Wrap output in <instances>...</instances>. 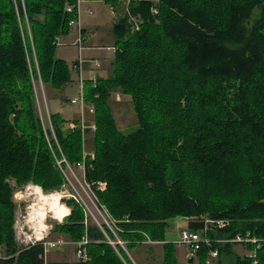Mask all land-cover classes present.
<instances>
[{"label": "trees", "instance_id": "obj_1", "mask_svg": "<svg viewBox=\"0 0 264 264\" xmlns=\"http://www.w3.org/2000/svg\"><path fill=\"white\" fill-rule=\"evenodd\" d=\"M153 4L130 1L132 15L143 19L140 28L133 30L126 16L117 21L111 73L83 79L97 125L86 176L107 183L98 196L129 249L148 237L164 241L161 264H179L166 232L170 219L186 216L189 229L209 227L213 243L201 244L194 256L199 264L212 249L219 264H264V246L248 242L256 255L241 256L229 241H218L264 237V0H158L157 15ZM76 5L0 0V244L6 248L0 264H53L42 241L18 247L10 179L46 190L63 181L36 111L33 80L41 76L58 89L71 81L68 63L55 54L57 37L73 29ZM114 88L132 96L139 127L129 133L112 115ZM52 117L67 159L83 160L82 130L65 131L59 113ZM203 214L228 223L210 226L196 218ZM56 228L73 240L88 239L89 259L71 264H130L97 226L85 225L78 204Z\"/></svg>", "mask_w": 264, "mask_h": 264}, {"label": "rangeland", "instance_id": "obj_2", "mask_svg": "<svg viewBox=\"0 0 264 264\" xmlns=\"http://www.w3.org/2000/svg\"><path fill=\"white\" fill-rule=\"evenodd\" d=\"M83 1L84 0H77L76 5L77 8L80 9V17L81 12L84 10V15L92 18V23L97 19L94 24L98 27L97 30H99L88 28L90 32L93 30L94 33L97 34V37L93 38L90 42V44L97 46V49L90 50L86 52V54L83 49L81 53L76 43L77 38L74 40L75 47H66L67 43L65 41L63 43L62 39L63 35L58 36L55 56L66 60L68 63L71 70V81L58 89L53 87L50 83H45L41 76L33 80L36 111L40 116L44 135L50 144L54 163L61 173L63 181L61 185L46 190L33 181L17 185L15 179H10L11 184L14 186L13 201L16 204L14 223L15 239L20 248L35 242H41L42 240H63L65 243L61 247L53 248L46 254V261L52 262L53 264H71L79 260L85 261L89 259L87 247L85 254L82 256L77 254L79 243L86 240L88 242L85 236L79 240H73L69 234L57 230V224L61 222L53 218L56 214L50 207L51 201H54L52 195L56 193L58 197L60 196L58 198L60 209L64 211V206H67L71 209L72 213L75 204H78L83 210L85 225L97 226L103 232L105 241L116 250L124 262H126V257L130 264H161L164 257V241H153L148 237L144 243H141L133 249H129L126 242H124L119 235V223L112 217L108 208L103 205L99 199L97 189L106 188L107 183L105 181L93 182L88 180L85 172L75 165L77 162L72 163L67 159L55 135L52 117L54 113H59L63 118L64 122L62 123V127L65 131L80 129L78 120L80 106L71 102V99L79 92V84L76 80L83 78V76L87 77L86 79H88V77L96 78L97 76L106 77L111 73L115 57L116 35L114 33V24L122 17L126 16L128 23H133L131 25L132 29L138 30L143 21L140 17H134L130 12L131 0H122L115 6L106 4L102 0H87L89 3L86 2L84 4ZM151 1L154 3L151 6V12L157 15L158 13L153 12V9L156 8L158 10V0ZM90 10L93 11L94 15L89 12ZM100 12H102L103 15ZM98 14L102 16L99 20ZM27 30L31 37L30 25L28 22ZM99 36L103 38L98 42ZM83 46L85 47V43ZM35 54L36 52L33 49L31 61L40 74L39 63ZM62 55L64 57H62ZM29 57L31 58V56ZM81 57H84L82 68L86 70L92 69L94 70L93 72H81L74 68L75 64H78L77 60ZM93 58L99 60L95 61ZM86 63H88V65H86ZM32 68L31 65V70ZM109 104L116 125L121 132L129 133L139 127V120L134 110L131 95L124 93L121 88H114L111 91ZM86 121L89 124L92 122L96 124L95 113H86ZM95 133L96 128L94 130H86L85 149L88 156H86L87 159L89 157H95ZM55 145L57 148L56 150L53 147ZM47 199L50 201L48 202ZM68 216L64 217L63 222L67 220ZM196 218H199V220L203 219L205 224L213 227L217 224L216 221L219 220V218L210 217L209 214H203ZM169 222L170 225L166 232L165 241L175 244V253L178 263L199 264L197 258H194V262H190L192 256H190L188 247L184 245L178 246L175 243L181 231L188 227L189 218L186 216H177L170 219ZM33 230H35L36 234H43L44 238L42 240H37L36 235L33 234ZM29 237L31 238L29 239ZM229 242L233 245V250L239 255L248 256L250 250L247 249L246 242L238 240ZM5 252V246L0 244V256H5ZM218 256L219 255L214 256V258H210L209 256L206 264H219Z\"/></svg>", "mask_w": 264, "mask_h": 264}, {"label": "built area", "instance_id": "obj_3", "mask_svg": "<svg viewBox=\"0 0 264 264\" xmlns=\"http://www.w3.org/2000/svg\"><path fill=\"white\" fill-rule=\"evenodd\" d=\"M68 10H73V6H68ZM90 13H93L92 10L89 11ZM153 12L158 13V10L156 8L153 9ZM70 25L74 28V27H78L79 31L77 33V39H76V43L79 46V49L82 53V50L84 49V41H85V36L84 33L82 32L81 28H80V9L77 8V18L76 19H72L70 21ZM82 56V55H81ZM83 62H84V57H81L80 59L77 60L78 64H75L76 69L80 70L82 72V66H83ZM71 102L73 104H78L80 106V113H79V124H80V129L83 132V136H84V157L83 160L78 161L75 165L82 169L85 172L86 175V163H85V157L87 156V152L85 149V141H86V130L87 129H95L96 128V124L94 122L92 123H88L86 121V113H95V107L93 104H90L86 101L85 99V93H84V84H83V78L80 79V86H79V92L77 95H75L72 99ZM217 224L214 227H218V228H222L224 226H226V224L228 223L227 220L224 219H219L216 221ZM209 227L206 226L204 229L201 230H192L189 229L188 227L183 229L180 233V236L175 240V243L178 246L184 245L186 247L189 248L190 250V256L194 257L195 254L197 253V251L200 249L201 244L202 243H207L208 245H211L213 242L212 240H210V238L207 236V229ZM42 240V239H40ZM241 241V242H253L256 243L258 247L264 246V237L263 238H257L255 236H251L250 233H246V234H237L234 238L231 239H219V242H227V241ZM44 247H45V256L46 254L53 248H57V247H61L65 242L63 240H42ZM86 243L87 240L84 242H80L78 249H77V254L79 256H82L83 254H85L86 251ZM54 245V246H53ZM218 255V250L217 249H212L210 251V256L214 257ZM256 255V251H250L248 256L251 257H255ZM2 256H0L1 258ZM254 264H256V261L254 262Z\"/></svg>", "mask_w": 264, "mask_h": 264}, {"label": "crops", "instance_id": "obj_4", "mask_svg": "<svg viewBox=\"0 0 264 264\" xmlns=\"http://www.w3.org/2000/svg\"><path fill=\"white\" fill-rule=\"evenodd\" d=\"M89 3L87 0H84L83 1V4L84 3ZM84 10L81 12V17H80V28L81 29H83V32H84V36H85V41H84V43H85V47H84V52H85V54H86V52H88V51H90V50H94L97 46H95V45H93V44H90V42L92 41V39L93 38H95V37H97V34H95L94 33V31L92 30L91 32H92V34H91V32L88 30V28H91V29H94V30H97V26L94 24L95 23V21H97V19H95V21H93V23H92V18H90V17H86L85 15H84ZM87 13H88V11H87ZM100 13H102V12H100ZM93 15H94V13H93ZM100 14H98V16H99ZM102 15H103V13H102ZM102 18V16H99L98 17V20L99 19H101ZM99 30V29H98ZM97 30V31H98ZM78 31H79V28L78 27H74L71 31H70V33L68 34V35H63L62 36V39H63V43H64V41L67 43V45H66V47H70V46H74L75 47V44H74V40H75V38L77 37V33H78ZM100 38L97 40L98 42L101 40V38H103V37H101V36H99ZM96 41V42H97ZM97 49V48H96ZM62 57H64L63 55H62ZM88 57V56H87ZM89 58V57H88ZM94 59V58H93ZM90 60H92V59H90ZM95 61H98L99 59H94ZM93 61V60H92ZM86 65H88V63H86ZM84 71H87V72H93L94 70H92V69H88V70H86V69H83L82 70V72H84ZM83 74V73H82ZM87 77H84L83 76V79H86ZM88 78H95V77H88ZM76 82L79 84V86H80V79H77L76 80ZM210 258H211V256H210ZM214 258V257H213Z\"/></svg>", "mask_w": 264, "mask_h": 264}, {"label": "clouds", "instance_id": "obj_5", "mask_svg": "<svg viewBox=\"0 0 264 264\" xmlns=\"http://www.w3.org/2000/svg\"><path fill=\"white\" fill-rule=\"evenodd\" d=\"M17 195H19V194H17ZM70 213H71V209L68 208L67 206H64V212H63V214H62V215L57 214V215H55L53 218L56 219L58 222H61V223H62L64 217L70 215ZM33 234L36 235V239H37V240H40V239H43V238H44L43 234H36V233H35V230H33ZM30 238H31V237H29V239H30ZM53 246H54V245H53Z\"/></svg>", "mask_w": 264, "mask_h": 264}, {"label": "bare ground", "instance_id": "obj_6", "mask_svg": "<svg viewBox=\"0 0 264 264\" xmlns=\"http://www.w3.org/2000/svg\"><path fill=\"white\" fill-rule=\"evenodd\" d=\"M43 197H45V196H43ZM60 197V196H59ZM58 195L55 193V194H53L52 195V198H53V200L54 201H51V203H50V207H51V209H52V211L53 212H55V214L57 215V214H60V215H62L63 214V210H61L60 209V206L58 205ZM49 199H50V197H49ZM47 201H48V199H47ZM50 201V200H49ZM48 201V202H49Z\"/></svg>", "mask_w": 264, "mask_h": 264}, {"label": "water", "instance_id": "obj_7", "mask_svg": "<svg viewBox=\"0 0 264 264\" xmlns=\"http://www.w3.org/2000/svg\"><path fill=\"white\" fill-rule=\"evenodd\" d=\"M190 262H191V263L194 262V257H191V258H190Z\"/></svg>", "mask_w": 264, "mask_h": 264}]
</instances>
